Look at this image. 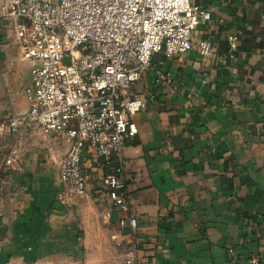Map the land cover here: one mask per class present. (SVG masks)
I'll return each mask as SVG.
<instances>
[{"label": "crops", "instance_id": "0c3cea01", "mask_svg": "<svg viewBox=\"0 0 264 264\" xmlns=\"http://www.w3.org/2000/svg\"><path fill=\"white\" fill-rule=\"evenodd\" d=\"M212 13L199 39L216 45L167 61L130 91L158 95L133 117L124 148L131 214L149 264H264V0H193ZM222 21V23L220 22ZM229 35L240 36L232 57ZM166 69L172 83L156 86ZM30 65L0 23V264H124L129 229L102 184L104 165L86 154L89 196L60 181L63 138L7 128L29 110ZM11 162V163H10ZM232 250V253L230 251Z\"/></svg>", "mask_w": 264, "mask_h": 264}, {"label": "built area", "instance_id": "2783aa9c", "mask_svg": "<svg viewBox=\"0 0 264 264\" xmlns=\"http://www.w3.org/2000/svg\"><path fill=\"white\" fill-rule=\"evenodd\" d=\"M211 21L212 13L193 0H0V23L13 30L31 75L29 110L11 114L7 128L18 136L30 126L66 141L60 181L73 198L89 196L86 154L102 160L103 187L122 214L121 228L130 230L124 264H149L131 214L124 148L138 135L133 117L158 95L130 91L154 70L158 55L169 61L197 49L203 61L213 59V41L195 42ZM228 41L235 57L240 37ZM171 83L169 71H156L157 87ZM248 264L261 260L255 255Z\"/></svg>", "mask_w": 264, "mask_h": 264}, {"label": "water", "instance_id": "95a60500", "mask_svg": "<svg viewBox=\"0 0 264 264\" xmlns=\"http://www.w3.org/2000/svg\"><path fill=\"white\" fill-rule=\"evenodd\" d=\"M67 61H68V59L65 60V62H67Z\"/></svg>", "mask_w": 264, "mask_h": 264}, {"label": "rangeland", "instance_id": "374dc122", "mask_svg": "<svg viewBox=\"0 0 264 264\" xmlns=\"http://www.w3.org/2000/svg\"><path fill=\"white\" fill-rule=\"evenodd\" d=\"M155 60V59H154ZM154 60H153V62H154Z\"/></svg>", "mask_w": 264, "mask_h": 264}, {"label": "trees", "instance_id": "16d2710c", "mask_svg": "<svg viewBox=\"0 0 264 264\" xmlns=\"http://www.w3.org/2000/svg\"><path fill=\"white\" fill-rule=\"evenodd\" d=\"M240 37V36H239Z\"/></svg>", "mask_w": 264, "mask_h": 264}]
</instances>
